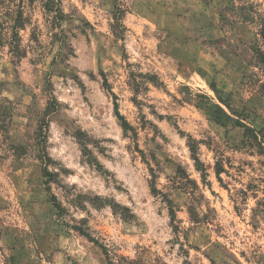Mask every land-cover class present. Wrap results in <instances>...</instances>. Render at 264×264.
Instances as JSON below:
<instances>
[{
  "label": "rangeland",
  "instance_id": "374dc122",
  "mask_svg": "<svg viewBox=\"0 0 264 264\" xmlns=\"http://www.w3.org/2000/svg\"><path fill=\"white\" fill-rule=\"evenodd\" d=\"M47 1L40 0L37 5V0H27L26 4L25 0H8L7 4L0 0V7L7 9L0 17V73L12 77L11 80L0 79V93H19L15 101L0 98V131L5 133L4 141H12L8 148L17 159L31 157L33 153L29 149L37 146L41 147V151L35 154V158L41 159L42 146L50 135V120L58 119L62 107L68 108L52 96V76L62 78L64 84L68 78L78 80L73 76L76 69L65 63L68 57L78 59L81 65H88L93 55L98 57L104 53L102 45L97 46L95 52L90 50L92 41L88 33L74 23L78 18L83 28L89 29L94 36H105L103 31H99L105 25L96 19L98 10H106V16L111 17L106 27L114 37L113 44L120 40L123 49L125 34L128 33L132 38L133 51L137 43L142 45L143 59L149 62L147 66L151 71L140 74L141 79L149 82L148 78L155 76L163 84L162 87L153 85L155 93L149 99L156 103L147 105L152 114L164 120L165 117L156 112L157 105L165 102L176 105L177 115L167 119L183 122L182 125L176 123L175 127L180 129L181 135H189L190 139L189 130L207 132L213 124L229 130L243 129L239 135L243 137L241 143L244 147H255L257 154L264 156L254 138V131L260 135L264 133V127L260 126L264 123V69L256 57L258 50L264 53V12L258 11L260 4L249 0H99L94 9L82 11L81 7L88 0H71L70 10L65 12V8L69 7L65 0H55L54 10L49 12L45 8ZM52 13L55 15L49 20L48 16ZM106 16L102 18L106 19ZM64 24L67 26L61 27ZM5 45L7 52L4 51ZM77 49H80L79 56ZM122 58L128 59L126 51ZM96 63L100 65L98 59ZM128 66H131V61ZM136 66L140 67L139 64ZM99 74L106 79L111 90L110 73L99 67ZM91 75L95 80V74ZM135 75L130 74V80L134 81ZM29 80L31 87L26 82ZM80 84L87 87L82 81ZM33 87L40 88L39 96L32 90ZM132 87L139 94L143 86L133 82ZM143 91L148 93L150 90L143 87ZM112 93L118 101V94L115 91ZM29 97V103L24 105V100ZM40 100L45 103L42 111L38 107ZM133 101L137 106L144 103L135 97ZM22 105L26 111L17 112ZM118 109L138 140L139 133L128 119L130 110L127 105L118 103ZM22 115L28 118V123L13 140L7 133L13 127L19 129L15 117ZM140 121L141 131L151 127L155 134L168 141V136L157 125L142 115ZM193 124L199 127L193 129ZM68 134L66 131L64 136ZM74 134L82 144L91 142L78 130ZM194 141L196 144L200 142ZM84 152L87 154L86 149ZM243 163L252 167L251 160ZM258 163L264 167V161ZM219 168L224 171L218 163L217 170ZM19 171L17 169L18 176ZM178 172L187 176L182 168H178ZM51 181L53 175L41 159V164L24 179L26 187L22 195L14 193L19 186L16 182L7 186L0 182V260L3 264H89L90 257L99 260L103 256L100 264H111L112 248L105 247L100 239L91 234V230L66 222L71 217L61 199L65 203L79 205L87 197L69 200L72 190L58 182L62 192L57 195L50 186ZM204 182L212 186L211 181ZM218 182L225 193L230 191L229 185L219 176ZM189 183L196 184L194 180ZM72 187L75 188V185ZM256 190L257 185L252 182L247 184L246 191L238 189L245 198L242 202L255 200L247 224L229 222L230 226L238 228L233 235L241 237L239 247L233 245L229 251L209 236L211 247L203 253L201 264H264V233L260 232V224L255 222L260 212L264 211V198H257ZM249 193H252L251 197ZM213 195L227 204L228 198L220 191L214 189ZM100 201V197L93 199L94 204ZM209 208L220 218L216 229L219 232L225 226L223 220L226 217L221 216L218 203L213 207L209 201ZM233 211H236L237 217L241 215L238 208ZM192 218L199 222L195 214ZM207 219V216L204 217L206 222ZM137 247H142L145 254L150 251L143 245ZM184 251L185 255H191ZM193 251L200 249L193 248ZM119 259L121 264H144L142 258L126 261L121 256Z\"/></svg>",
  "mask_w": 264,
  "mask_h": 264
},
{
  "label": "clouds",
  "instance_id": "9594fccd",
  "mask_svg": "<svg viewBox=\"0 0 264 264\" xmlns=\"http://www.w3.org/2000/svg\"><path fill=\"white\" fill-rule=\"evenodd\" d=\"M98 2L99 0H88L81 10L94 9ZM249 2L260 4L258 11L264 12V0ZM4 3L7 4L8 0H4ZM39 3L40 0H37V5ZM65 3L69 5L65 8L67 12L70 10L71 0H65ZM6 10L0 7V17ZM53 15L55 14H49L48 19L51 20ZM104 16L106 10L97 11L96 19L105 25L100 27L99 31H103L105 36H94L89 29L83 28L78 18L74 20L75 24L80 25V30L88 33L92 41L90 50L95 52L97 46L102 45L104 53L98 57L93 55L88 65H81L78 59L68 57L65 63L76 69L73 76L78 77V80L68 78L64 84L62 78L52 76V96L62 105H68V108L62 107L58 119L50 120V135L42 146L41 159L47 171L53 175L50 186L54 193L60 195L62 192L58 182L72 190L69 200L87 197L81 200L79 205L65 203L61 199L71 217L66 222L91 230V234L100 239L105 247L112 248L111 264H121V256L125 257L126 261L142 258L144 264H185L186 261L190 264H201L204 260L203 253L211 247L209 236L229 251L233 245L239 247L241 237L233 235L238 228L230 226L229 222L247 224L255 200L242 202L245 198L238 189L246 191L247 184L252 182L257 185V198H264V167L258 163L264 161V156L258 155L255 147H244L241 143L243 137L239 135L243 129L229 130L216 124L210 125L207 132L189 130L191 138L200 141L195 145L197 151L193 152L190 136L181 135L180 129L175 127L176 123L182 125L183 122L167 119L168 116L177 115L176 105L167 102L157 105L156 112L164 116V120L152 114L147 106L156 101L149 99L155 93L152 83L142 80L140 76L151 71L147 66L149 62L143 59L142 45L137 43L133 51L132 38L128 33L125 34L123 49L120 40L113 44L114 37L106 27V24L111 22V17L106 16L104 19ZM24 35L27 36V33ZM4 51L7 52V45ZM76 51L79 56L80 49ZM125 51L128 59L122 58ZM97 59L100 61L99 66ZM130 61L131 66H128ZM137 64L140 67H137ZM99 67L110 73L108 80L112 84L111 90L103 87ZM91 74H95V80ZM130 74H136L134 81L130 80ZM0 79L11 80L12 77H5L0 73ZM81 81L87 85L86 88L81 86ZM26 82L31 87V80ZM133 82L150 91L145 93L142 87L137 94L133 90ZM32 90L39 96V87H33ZM112 91L119 96L116 103L127 105L130 110L128 119L139 133L138 140L131 130L124 128L123 122L114 114ZM17 95L19 93L5 91L0 93V98L6 97L15 101ZM133 97L144 103L137 106ZM29 101L30 97L26 98L24 105ZM38 107L41 111L44 109L43 100H40ZM25 111L23 105L17 108L19 113ZM141 115L157 125L168 136V141L155 134L151 127L141 131ZM15 119L20 125L19 129L13 127L7 133L13 140L23 132V126L28 123V118L23 115ZM260 126L264 127V123H260ZM198 127L195 124L192 126L193 129ZM77 130L84 133L91 142H78L74 134ZM66 131L69 134L64 136ZM4 136L5 133L0 131V182L6 186L16 182L19 186L14 189V193L19 196L26 187L24 179L27 174L41 164V159L35 158L41 147L30 148L29 152L33 153L31 157L21 156L17 159L14 152L8 148L12 141H4ZM196 157H199V161ZM248 160L252 161V167L243 163ZM218 163L224 169L219 173ZM178 168L187 172V176L180 175ZM17 169L20 170L19 176ZM218 176L229 185L230 191L224 192L218 182ZM190 180H194L196 184L189 183ZM204 181H211L212 186ZM214 189L228 198L227 204L219 196L213 195ZM251 195L252 193L248 194L249 197ZM95 197L101 198L99 204L93 203ZM209 201L213 207L218 203L221 216L226 217L223 220L225 226L219 232L216 229L220 218L209 208ZM234 208L239 209V217L236 211H233ZM193 214L199 218V222L192 218ZM206 216L207 222L204 220ZM81 221L86 223L81 224ZM255 222L260 224V232L264 233V211L260 212ZM137 245L148 247L150 251L145 254L143 248ZM193 248H199L200 251H193ZM184 250L191 255H185ZM80 252L83 253V250ZM103 259V256L99 260L90 257L89 264H100ZM0 264H3L2 260Z\"/></svg>",
  "mask_w": 264,
  "mask_h": 264
},
{
  "label": "trees",
  "instance_id": "16d2710c",
  "mask_svg": "<svg viewBox=\"0 0 264 264\" xmlns=\"http://www.w3.org/2000/svg\"><path fill=\"white\" fill-rule=\"evenodd\" d=\"M54 4H55V0H48L47 3L45 4L46 10L49 11V12L53 11L54 10L53 9L54 8L53 7ZM256 57L258 59L259 64L262 65V68L264 69V53L262 51L258 50L256 52ZM148 79H149V82H151L152 85H154L155 87H162V85H163L160 81H158L156 79L155 76H150ZM103 82H104V86L109 89L108 84H107V81H106L105 78L103 79ZM112 96H113L114 114L117 115L118 118H119V120L123 122V126H124V128L126 130H131V127L129 126V124L127 123V121L119 113L118 103H116L117 97L113 93H112ZM248 130H251V129H248ZM254 133H255L254 134L255 140H257L260 148L264 151V133H262L261 135L259 133L255 132V131H254ZM190 140H191V143H192V151L193 152L197 151V149L195 147V145H196L195 141L192 140V139H190ZM196 158L199 161L198 157H196ZM217 171H218V173L219 172H222V169L219 168Z\"/></svg>",
  "mask_w": 264,
  "mask_h": 264
}]
</instances>
